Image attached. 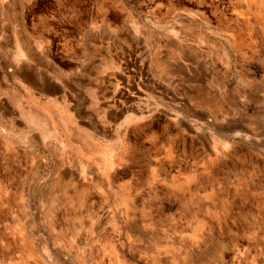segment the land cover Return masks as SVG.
Here are the masks:
<instances>
[{
    "label": "rangeland",
    "instance_id": "374dc122",
    "mask_svg": "<svg viewBox=\"0 0 264 264\" xmlns=\"http://www.w3.org/2000/svg\"><path fill=\"white\" fill-rule=\"evenodd\" d=\"M0 264H264V0H0Z\"/></svg>",
    "mask_w": 264,
    "mask_h": 264
},
{
    "label": "crops",
    "instance_id": "0c3cea01",
    "mask_svg": "<svg viewBox=\"0 0 264 264\" xmlns=\"http://www.w3.org/2000/svg\"><path fill=\"white\" fill-rule=\"evenodd\" d=\"M14 36H15V38L17 39V40H19L18 39V36L16 35V33L14 34ZM22 43H23V41H22ZM47 85H48V87L49 88H53V89H58L59 88V85L57 84V83H55V82H53V81H51V82H49V83H47ZM29 112H30V114H28V116H29V120L30 121H33V120H36L37 119V115H33L32 113H31V111L29 110Z\"/></svg>",
    "mask_w": 264,
    "mask_h": 264
},
{
    "label": "bare ground",
    "instance_id": "6f19581e",
    "mask_svg": "<svg viewBox=\"0 0 264 264\" xmlns=\"http://www.w3.org/2000/svg\"><path fill=\"white\" fill-rule=\"evenodd\" d=\"M126 99V98H125Z\"/></svg>",
    "mask_w": 264,
    "mask_h": 264
}]
</instances>
